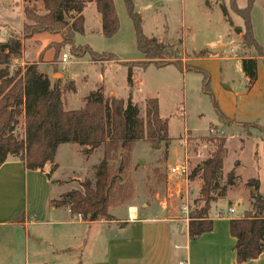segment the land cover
I'll list each match as a JSON object with an SVG mask.
<instances>
[{
  "label": "rangeland",
  "instance_id": "obj_1",
  "mask_svg": "<svg viewBox=\"0 0 264 264\" xmlns=\"http://www.w3.org/2000/svg\"><path fill=\"white\" fill-rule=\"evenodd\" d=\"M131 2L134 13L141 19L143 35L162 44L173 55L175 61H181L182 67L179 68L176 64L162 67L150 64L143 70H133L132 101L137 104L140 116L144 117V101L157 99L159 115L168 124L170 143L167 149L161 146L158 151L152 150L143 141L133 147L129 171L133 183L132 199L124 206L110 210L111 215L117 218L130 207L137 208L139 213L157 208L160 211L159 208L165 204L167 209L171 205L174 211L181 213L185 204L191 211L199 209L202 205L199 201V190L194 194L197 185L201 183L199 174L192 181H188L189 193L186 202L185 199L179 198V193L184 192V189L178 186L181 180L169 177L174 176L170 174V169L174 165L187 163L189 173L197 171V167L216 150L218 140L224 139L227 141V154L224 160V173L219 181L220 186L224 184L227 172L234 169L235 161H239L241 167L236 168L235 178L232 180L236 185L227 188L224 198L218 199L219 201L211 206V212H223L233 219L237 216L244 217L247 206L243 193L248 192L246 193L248 201L250 193L246 184L251 180H260L259 187L263 188L264 120L263 126L251 123L240 128L232 127L228 120L224 122L219 120L211 99L212 95L219 111L224 114H230L236 107L240 109L243 107L247 82L241 61L236 59L243 50L242 19L231 10L230 0H131ZM113 4L119 22V30L113 37L109 39L103 37L101 18L94 6L88 5L83 11L84 33L76 35L74 40L75 45L87 44L99 54L105 53L115 57L114 61L105 63L102 71L99 63L80 64L82 60L70 53V46L63 45L65 41L61 35L45 36L54 40L59 37L56 43L63 45L58 53L51 45L44 52L46 59H53L48 65H52L50 74L55 76L49 78L63 84L65 76L67 80H74L77 85V92L70 102L66 98L71 94L63 96L67 110L81 108L83 96L95 88L94 85L99 79H103L99 86L103 87L105 94L112 91L118 98L124 100L128 98L130 90L126 80L127 68L123 64L142 61L144 57L137 49L135 28L125 0H113ZM235 4L237 8L244 9L247 0H235ZM23 7L22 0H0V41H6L12 33L20 37ZM37 10L42 13V6L38 5ZM250 21L253 36L256 35L258 44L264 46V0H254ZM61 54L68 56L66 64L60 62ZM220 58L227 60L219 61ZM43 60L44 55L41 53L38 61L43 64ZM34 64L38 66L37 63ZM44 66L41 65V72L48 68ZM11 67L13 69L21 66L12 63ZM202 72L209 76L211 95L203 89ZM231 87L232 92L228 91ZM15 133L18 137H23L22 117L18 119ZM101 149L93 152L87 159L83 153L78 152L77 145H61L56 156L58 169L55 176L63 182L61 186L47 191L50 198L59 201L67 192L79 190L80 182L93 180V167L102 157ZM261 193L263 194L262 190ZM57 194L61 195L58 197ZM57 208L60 209L58 213L62 216L58 220L70 221L66 217L65 207ZM228 208L234 210L232 215H228ZM48 215L52 216L49 213ZM46 228H51V233L45 238L50 236L47 240L49 243L53 242L55 247L69 246L70 238L77 227L68 224ZM58 234H62L63 237H58ZM198 241L199 239L191 241L192 264H201ZM47 244L42 243L40 248H47ZM67 257L66 254L58 255L54 259L49 256L45 263L64 264L63 261Z\"/></svg>",
  "mask_w": 264,
  "mask_h": 264
},
{
  "label": "trees",
  "instance_id": "obj_2",
  "mask_svg": "<svg viewBox=\"0 0 264 264\" xmlns=\"http://www.w3.org/2000/svg\"><path fill=\"white\" fill-rule=\"evenodd\" d=\"M23 27L20 37L10 35L6 41H0V166L9 157L17 158L27 171L42 170L52 164L59 146L75 144L84 148L86 155L102 148V159L93 168V180L79 183V190L67 192L59 201H51L54 207L64 206L71 216L80 215L83 221H113L110 210L122 207L132 199L133 183L129 176L131 151L140 141L158 151L161 146L167 149V121L159 115L157 99L144 101V117L132 101L134 69L143 70L153 64L162 67L176 64L182 67L180 60L174 59L166 48L155 39L147 38L141 30V19L134 13L131 0H125L130 19L133 21L137 49L144 59L138 62L124 63L127 68V86L130 90L126 100L109 97L102 86L91 91L77 110H65L63 96L75 93L72 81H52L42 73L36 64H26L12 69V63L21 58L22 40L35 35L59 34L70 53L76 58L88 56L92 62L114 61L110 54L96 53L87 46L75 45L76 35L83 34V11L93 4L101 18L102 35L109 39L119 30L113 0H22ZM254 0H247L244 9L237 8L235 0H230L231 10L242 19V48L253 55L241 60L244 75L249 82L257 78L255 56L263 57L264 49L256 42L250 21ZM43 12L39 13L37 6ZM224 13H226L224 9ZM63 45L53 43L57 53ZM202 86L211 95L209 76L203 73ZM213 105L219 119H227L219 111L216 101ZM23 118V137H18L15 127L18 119ZM264 142V138H263ZM224 139L218 140L216 150L208 159L190 172L188 181L199 174L201 187L199 209L189 213L188 237L190 241L210 233L213 222L209 218L212 202L223 199L235 172L226 175L220 186L223 162L227 154ZM249 187V206L241 219L229 221V233L235 239L234 252L236 262L241 264L256 260L264 253V194L259 192V181L251 180Z\"/></svg>",
  "mask_w": 264,
  "mask_h": 264
},
{
  "label": "crops",
  "instance_id": "obj_3",
  "mask_svg": "<svg viewBox=\"0 0 264 264\" xmlns=\"http://www.w3.org/2000/svg\"><path fill=\"white\" fill-rule=\"evenodd\" d=\"M21 13L23 27V10ZM46 34L50 33L38 34L30 39L22 40V56L13 63L21 67L26 64L37 63L39 70L41 65L44 66L45 64L44 67H48L45 70L48 72L44 71L42 73L48 77L55 76L50 74L51 68L53 69L52 65H48V62L53 59H46L44 52L48 46L58 42L59 37L54 40V38L45 37ZM254 38H256V35ZM255 40L257 42V38ZM82 46H87L94 51L87 44ZM260 46L264 49L263 45ZM41 53L44 55L43 64L38 61ZM250 55H253L251 51L242 50L241 55L236 59L241 61ZM78 59L82 60L80 64L84 65H98L99 63L98 66L102 67L101 71L104 69L106 63L92 62L86 56ZM255 59L257 63L256 80L249 82L248 78L244 75L247 89L243 96V107L241 109L236 107L235 111L230 112V114L221 112L231 122L230 125L232 127L238 126L240 128L242 125L251 123L263 126L264 56H255ZM220 60L227 59L220 58ZM63 80L64 82L72 81L75 85V93H71V96L66 98L70 102L77 92V85L74 80H67L65 76H63ZM102 80L99 79V82L94 85L95 88L91 91H95L103 83ZM231 89L232 87L228 88V91L232 92ZM91 91H88L83 96L82 102ZM106 95L118 98L112 91H109ZM64 108L67 110L65 101ZM234 136H230V138ZM263 148L264 143L262 145ZM59 149L60 146L57 149L54 162L45 165L42 170L27 171L23 163L13 157H9L0 166V264H47L45 261H47L46 259L49 256H51V259H54L61 254L68 255L67 259L63 261L64 264H192V242L188 237V220L180 211H174L171 205L168 209L165 204L159 208L160 211L157 208L155 210L149 209L142 213H139L137 208L130 207L124 210L113 221L100 220L95 222H87L71 216L67 207H65L66 217L70 221L58 220V218L61 219L62 217L58 213L60 209L50 205L51 201H57L58 199L50 198L47 191L50 188L61 186L60 184L63 182V180L55 176L58 169L56 156ZM84 150V148L78 146V152L83 153ZM95 151L88 152L86 155L83 154L88 159ZM101 159L102 157L99 158V162ZM237 162L239 161H235L233 164L235 173L241 167L240 162ZM40 172H43L42 175L39 174ZM222 173H224V162ZM169 177L181 180L178 182V186L183 188L184 192L179 193V198L187 199L189 193L188 179L184 180L178 175H169ZM258 181L261 184L260 180ZM200 187L201 183L197 185L194 194H196L197 190L200 191ZM261 190L264 194V183L262 189L261 186L259 187L260 193ZM246 193L248 192L246 191ZM246 193H243V199L248 210L249 201L248 194ZM57 195L59 197L61 194ZM218 201H214L210 205L209 218L213 222L212 231L203 234L198 241L201 264H239L236 262L234 252L235 239L229 233V221L233 218L231 216L228 217L223 212L218 213H223L226 217L216 218L217 213L211 212V206ZM131 208L135 210L134 216L131 215L129 210ZM247 210L244 211L246 212ZM164 212L166 213L164 214ZM48 213L52 216L49 217ZM241 218L243 216L240 218L237 216L236 219ZM68 224L77 227L70 238V245L54 247L53 242L49 243V240H47L50 236L45 238L48 233H51V228L47 229L46 226H66ZM59 236L63 237L62 234H58ZM42 243L49 244H47V248L42 249L40 248ZM241 264H264V253L256 260Z\"/></svg>",
  "mask_w": 264,
  "mask_h": 264
},
{
  "label": "built area",
  "instance_id": "obj_4",
  "mask_svg": "<svg viewBox=\"0 0 264 264\" xmlns=\"http://www.w3.org/2000/svg\"><path fill=\"white\" fill-rule=\"evenodd\" d=\"M232 51V50H231ZM232 53L234 54V51H232ZM69 58L66 54H61V58H60V62L62 64H66L68 62ZM170 173L173 175H178L180 177H182L184 180L188 179V175H189V169L187 166V163H184L180 166H174L173 168L170 169ZM186 202L188 201L187 199H185ZM130 210V209H129ZM69 212V210H68ZM191 212V210L189 209L188 205L185 204L183 206V214L185 215V218L189 221V213ZM233 209L229 208L227 213L228 215L233 214ZM70 213V212H69ZM76 218L81 219L80 215L75 216ZM222 217H226L223 213H217L216 214V218H222ZM180 264H184V263H180Z\"/></svg>",
  "mask_w": 264,
  "mask_h": 264
},
{
  "label": "bare ground",
  "instance_id": "obj_5",
  "mask_svg": "<svg viewBox=\"0 0 264 264\" xmlns=\"http://www.w3.org/2000/svg\"><path fill=\"white\" fill-rule=\"evenodd\" d=\"M130 212H131V215L134 216V213H135L134 208H131V209H130Z\"/></svg>",
  "mask_w": 264,
  "mask_h": 264
}]
</instances>
